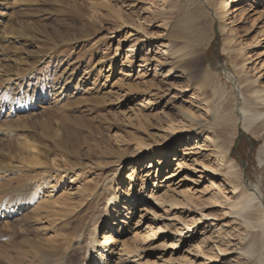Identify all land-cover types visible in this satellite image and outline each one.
I'll return each mask as SVG.
<instances>
[{"label":"rangeland","instance_id":"rangeland-1","mask_svg":"<svg viewBox=\"0 0 264 264\" xmlns=\"http://www.w3.org/2000/svg\"><path fill=\"white\" fill-rule=\"evenodd\" d=\"M262 106L264 0H0V264H264Z\"/></svg>","mask_w":264,"mask_h":264},{"label":"bare ground","instance_id":"bare-ground-1","mask_svg":"<svg viewBox=\"0 0 264 264\" xmlns=\"http://www.w3.org/2000/svg\"><path fill=\"white\" fill-rule=\"evenodd\" d=\"M187 30L185 32V30ZM180 30L181 32V35L185 38H189V37H197V39L200 38V33L198 32V30L196 29V27L194 26V23L193 22H188L185 26V28ZM185 64L186 63H181V65H178L176 67L177 71H184L186 72V67H185ZM68 84L66 83L64 86L61 85V87H59L58 89V93H57V97L59 98H66L68 97L69 93L72 92V90H70V88H68ZM74 97V96H73ZM30 108V107H29ZM28 107H20L19 108V112H22V111H28L29 110ZM4 109H0V116L4 115ZM227 111H223L221 110L220 108L216 109L214 111V118L213 120L209 123V124H202V123H199V122H195L194 120H191L192 122L191 125L189 126L190 127V133L192 135H196L198 137V139H200L199 137L200 134H198L197 132V128L200 129V130H212V133L215 135H217V139H219V141H216V142H213L215 143L218 151H226V146H225V140L224 138L222 137V134L223 132L227 129V124H228V121H229V115L226 113ZM249 116V115H248ZM247 115H244L242 118V122H245V118L248 117ZM250 117L256 121V119H259V118H262L264 117V107H260L257 109V112L255 113H252L250 114ZM231 120V119H230ZM230 122V121H229ZM196 127V128H195ZM262 128H264V121L256 126L254 129H253V132L256 133L258 131H261ZM230 129V128H229ZM228 130V129H227ZM264 138V136H263ZM209 138L205 141V142H209L208 141ZM202 143H197L196 144V149L197 150H202L203 151V146H202ZM262 160L264 161V152H262ZM234 169V166L233 168H228L229 171L233 170ZM232 172V171H231ZM263 172H264V166H263ZM1 178V177H0ZM1 180V179H0ZM232 184L234 185L233 187V190H237L238 189V181H235V180H232ZM259 203L261 204V202H263L264 204V196L262 198L258 197V196H255L254 194L249 197L244 203H242V207L241 209H239L238 213L240 215H244L245 217L246 216H252V214L254 215V212H248V210H253L255 208V205H253V201L254 200H259ZM113 202L116 204L117 207H119V201L117 200H113ZM32 204L31 202H27V203H23L20 202L19 204H17V208L18 210L20 211L19 213L21 212H27L30 210V208L32 207ZM3 206L4 205H1L0 204V219L2 217H8V216H13L12 213H14V211H10L11 214L8 215L6 213H9L8 211L5 212L3 211ZM262 206V204H261ZM15 208V209H17ZM120 208V207H119ZM40 209V208H39ZM13 210V209H12ZM3 211L4 214H1ZM38 211V210H37ZM6 214V215H5ZM129 216L128 219L130 221L131 217L134 216V213H128ZM8 215V216H7ZM113 215L112 213H110L107 218H105V222L107 223V221H109V218L110 216ZM263 215H264V212H263ZM114 217V216H113ZM105 222H100L97 227H96V231L94 233V238H93V245L90 247V249L87 251V261H86V264H136V261L132 260V255L134 254V252H127L126 250L124 252H126L125 254H120L121 251H119L117 248H115V246L113 247V245H110L109 243V240H110V236L109 234H105L103 236V238L99 239V236H100V231H102L101 229H104V224H106ZM109 223V222H108ZM128 223V222H127ZM106 229H104L103 231H105ZM165 229H161L159 232H153V234H151L149 237H147L149 240L148 241H153L159 233H162L164 232ZM147 243V242H146ZM144 243V245L146 244ZM112 246V247H110ZM174 248H178L179 245L178 244H175V246H173ZM109 248V249H108ZM115 248V249H113ZM35 250H40V247L37 246V248ZM118 250V251H117ZM43 253H45L43 250H42ZM41 252V253H42ZM123 252V251H122ZM42 253V254H43ZM127 254V255H126ZM45 255V254H44ZM135 257H137L138 255L135 253ZM125 256H129V257H126V259L124 258ZM131 256V257H130ZM3 264H35V263H3Z\"/></svg>","mask_w":264,"mask_h":264}]
</instances>
